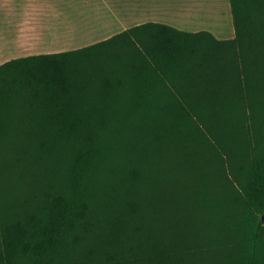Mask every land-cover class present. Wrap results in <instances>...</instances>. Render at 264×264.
<instances>
[{
    "label": "trees",
    "instance_id": "trees-1",
    "mask_svg": "<svg viewBox=\"0 0 264 264\" xmlns=\"http://www.w3.org/2000/svg\"><path fill=\"white\" fill-rule=\"evenodd\" d=\"M228 1L229 39L0 65V264H264V0Z\"/></svg>",
    "mask_w": 264,
    "mask_h": 264
},
{
    "label": "crops",
    "instance_id": "crops-1",
    "mask_svg": "<svg viewBox=\"0 0 264 264\" xmlns=\"http://www.w3.org/2000/svg\"><path fill=\"white\" fill-rule=\"evenodd\" d=\"M65 1L0 0V65L15 58L77 49L145 23L186 32L208 31L218 39L234 37L228 0H87L101 2L99 7L89 5L91 13L85 18L108 29L97 37L108 36L86 42L89 39L82 38L80 31L87 22L80 18L84 12L69 11ZM68 33L72 38L67 41Z\"/></svg>",
    "mask_w": 264,
    "mask_h": 264
},
{
    "label": "rangeland",
    "instance_id": "rangeland-1",
    "mask_svg": "<svg viewBox=\"0 0 264 264\" xmlns=\"http://www.w3.org/2000/svg\"><path fill=\"white\" fill-rule=\"evenodd\" d=\"M84 1H86V2H84ZM84 3H86L87 5H84ZM65 4H66V8L69 11H81V12H84V15L80 17L81 21H83V19H86L85 17H87V15L89 16L90 13H91L89 5L95 4L94 6H98L99 7L101 5V2H92L91 1V4H89V1H87V0H66ZM89 20L90 19H86L85 21H87V22L83 23L85 25H82L80 27L81 37L89 39L86 42H90L92 40H97L99 38H103L105 36H108V35H104V36H101V37H97L99 35L106 34L108 32V29L101 22H99V23L98 22L89 23L88 22ZM92 37H97V38L90 39ZM71 38H72V35L70 33H68V35L66 36V40L68 41Z\"/></svg>",
    "mask_w": 264,
    "mask_h": 264
},
{
    "label": "bare ground",
    "instance_id": "bare-ground-1",
    "mask_svg": "<svg viewBox=\"0 0 264 264\" xmlns=\"http://www.w3.org/2000/svg\"><path fill=\"white\" fill-rule=\"evenodd\" d=\"M190 15V14H189ZM207 15V14H206ZM192 16V15H191Z\"/></svg>",
    "mask_w": 264,
    "mask_h": 264
}]
</instances>
